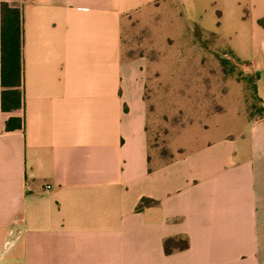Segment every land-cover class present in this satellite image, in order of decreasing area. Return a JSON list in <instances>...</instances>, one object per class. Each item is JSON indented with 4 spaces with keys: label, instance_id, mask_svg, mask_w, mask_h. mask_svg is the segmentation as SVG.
Returning a JSON list of instances; mask_svg holds the SVG:
<instances>
[{
    "label": "crops",
    "instance_id": "1",
    "mask_svg": "<svg viewBox=\"0 0 264 264\" xmlns=\"http://www.w3.org/2000/svg\"><path fill=\"white\" fill-rule=\"evenodd\" d=\"M17 4L24 127L6 131L0 104V264H264V0ZM145 26L246 65L258 116L239 101L220 115L236 131L154 166L148 61L127 52ZM178 236L189 248L166 254Z\"/></svg>",
    "mask_w": 264,
    "mask_h": 264
},
{
    "label": "rangeland",
    "instance_id": "2",
    "mask_svg": "<svg viewBox=\"0 0 264 264\" xmlns=\"http://www.w3.org/2000/svg\"><path fill=\"white\" fill-rule=\"evenodd\" d=\"M130 36L127 52L148 61L149 153L154 166L170 162L184 147L236 131L237 126H226L220 115L238 109L239 101L245 120L258 116L255 74L246 65L230 55L199 54L185 36L171 41L175 49L169 51L153 27Z\"/></svg>",
    "mask_w": 264,
    "mask_h": 264
},
{
    "label": "trees",
    "instance_id": "3",
    "mask_svg": "<svg viewBox=\"0 0 264 264\" xmlns=\"http://www.w3.org/2000/svg\"><path fill=\"white\" fill-rule=\"evenodd\" d=\"M19 1L0 0V104L3 112L11 114L5 123L6 131L24 127V17ZM157 205L156 200L142 198L137 211ZM189 245L187 237H171L164 241V250L173 254L187 250Z\"/></svg>",
    "mask_w": 264,
    "mask_h": 264
},
{
    "label": "built area",
    "instance_id": "4",
    "mask_svg": "<svg viewBox=\"0 0 264 264\" xmlns=\"http://www.w3.org/2000/svg\"><path fill=\"white\" fill-rule=\"evenodd\" d=\"M47 190H49L50 189V186H47V188H46Z\"/></svg>",
    "mask_w": 264,
    "mask_h": 264
}]
</instances>
